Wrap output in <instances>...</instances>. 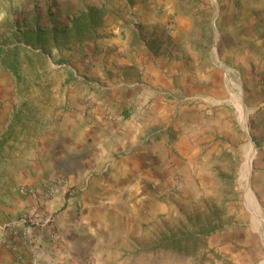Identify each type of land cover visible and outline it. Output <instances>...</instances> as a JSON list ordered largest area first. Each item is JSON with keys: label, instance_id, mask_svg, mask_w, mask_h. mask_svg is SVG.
<instances>
[{"label": "rangeland", "instance_id": "374dc122", "mask_svg": "<svg viewBox=\"0 0 264 264\" xmlns=\"http://www.w3.org/2000/svg\"><path fill=\"white\" fill-rule=\"evenodd\" d=\"M115 25L126 48L99 46ZM0 48L19 93L35 99L82 78L170 80L171 112L146 137L162 144L157 178L103 264H264V0H0ZM38 144L21 131L10 152L23 165ZM14 229L0 226L13 249ZM174 237L189 252L157 248Z\"/></svg>", "mask_w": 264, "mask_h": 264}, {"label": "crops", "instance_id": "0c3cea01", "mask_svg": "<svg viewBox=\"0 0 264 264\" xmlns=\"http://www.w3.org/2000/svg\"><path fill=\"white\" fill-rule=\"evenodd\" d=\"M99 7L98 2L86 9L92 13ZM107 23H97L101 34ZM110 30L115 33L100 36L99 46L122 44L120 27ZM92 63L101 69L99 62ZM14 70L0 58V164L8 166L0 177V226L17 229L15 239L8 236L17 243L15 249L0 233V264H82L91 257L103 264L124 223L134 220L130 205L147 195L157 178L156 154L162 144L146 137L171 112L162 91L170 80L157 77L143 84L123 78L118 84L101 80L94 86L82 78L68 80L63 92L58 84L35 99L19 93ZM21 131L39 142L23 165L21 151L10 152L13 134ZM59 178L67 184L49 194L46 185ZM25 186L32 190L22 193ZM23 214L26 222L19 220ZM27 237L41 246L34 248Z\"/></svg>", "mask_w": 264, "mask_h": 264}, {"label": "trees", "instance_id": "16d2710c", "mask_svg": "<svg viewBox=\"0 0 264 264\" xmlns=\"http://www.w3.org/2000/svg\"><path fill=\"white\" fill-rule=\"evenodd\" d=\"M185 238L183 237H174L167 240L160 241L156 246L157 248H167L174 250L179 253L189 252L187 244L184 245Z\"/></svg>", "mask_w": 264, "mask_h": 264}, {"label": "built area", "instance_id": "2783aa9c", "mask_svg": "<svg viewBox=\"0 0 264 264\" xmlns=\"http://www.w3.org/2000/svg\"><path fill=\"white\" fill-rule=\"evenodd\" d=\"M0 107H1V103H0ZM67 183H66V181L64 180V179H61V178H59V179H56V180H54V181H51L49 184H47L46 185V187H47V192L49 193V194H53L54 192H55V189L58 187V186H65ZM32 189L30 188V187H27V186H25V187H22L21 189H20V191L22 192V193H26V192H30ZM71 189L70 188H68V191H70ZM27 216L26 215H23L22 217H20V221L21 222H26L27 221ZM85 264H94L93 263V261L90 259V260H88Z\"/></svg>", "mask_w": 264, "mask_h": 264}, {"label": "bare ground", "instance_id": "6f19581e", "mask_svg": "<svg viewBox=\"0 0 264 264\" xmlns=\"http://www.w3.org/2000/svg\"><path fill=\"white\" fill-rule=\"evenodd\" d=\"M247 165H248V164H247ZM243 179L246 180V183H247V186H248V184H249V181H247V179H248V175L244 173V175H243Z\"/></svg>", "mask_w": 264, "mask_h": 264}]
</instances>
